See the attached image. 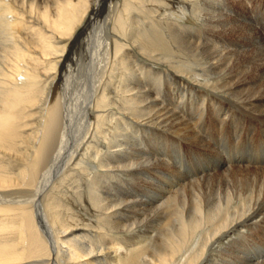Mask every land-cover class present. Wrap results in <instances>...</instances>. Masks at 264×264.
I'll return each instance as SVG.
<instances>
[{
	"label": "bare ground",
	"instance_id": "obj_1",
	"mask_svg": "<svg viewBox=\"0 0 264 264\" xmlns=\"http://www.w3.org/2000/svg\"><path fill=\"white\" fill-rule=\"evenodd\" d=\"M0 264H264V0H0Z\"/></svg>",
	"mask_w": 264,
	"mask_h": 264
},
{
	"label": "rangeland",
	"instance_id": "obj_2",
	"mask_svg": "<svg viewBox=\"0 0 264 264\" xmlns=\"http://www.w3.org/2000/svg\"><path fill=\"white\" fill-rule=\"evenodd\" d=\"M260 21H263V17L261 18ZM226 144L227 143H226V139H225V136H224L223 140L221 138H219L218 140H216L215 144L212 143V145H211L212 147L211 148H207L205 150L204 147H200V148L188 147L189 151L190 150L194 151L193 149H196L197 150V151H195L196 153L193 154V152H189L188 154L184 153L185 154L184 155V154L180 153V151H179L177 156L178 157L182 156L180 158L182 160H184L187 164L191 163L192 162L191 160H197L198 163H203V164L207 165L210 162L216 161L215 159L217 157H219V156L221 157V156L227 155V154H224V149H225ZM163 145H165V143ZM189 145L190 144H188L187 146H189ZM191 148H193V149H191ZM228 155H232V150H229ZM235 155H234V157H235Z\"/></svg>",
	"mask_w": 264,
	"mask_h": 264
}]
</instances>
